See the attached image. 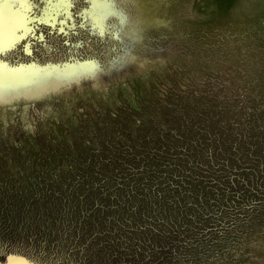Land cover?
Returning <instances> with one entry per match:
<instances>
[{"label":"rangeland","instance_id":"1","mask_svg":"<svg viewBox=\"0 0 264 264\" xmlns=\"http://www.w3.org/2000/svg\"><path fill=\"white\" fill-rule=\"evenodd\" d=\"M3 5L0 264H264V0Z\"/></svg>","mask_w":264,"mask_h":264},{"label":"snow or ice","instance_id":"2","mask_svg":"<svg viewBox=\"0 0 264 264\" xmlns=\"http://www.w3.org/2000/svg\"><path fill=\"white\" fill-rule=\"evenodd\" d=\"M25 0H0V5H3L4 3L16 5L20 3H24ZM42 2L49 7H44L40 10L41 16H55L57 13V10L52 7L53 5H57L61 2V0H42ZM51 8V12H50ZM36 19H39V17H36ZM33 18L31 16H23L22 18L17 15H10L8 23L10 27H14L16 32L23 31L24 29L31 26L33 23ZM42 22V21H41ZM5 18L2 11H0V52H2L3 49V42H2V31L4 28Z\"/></svg>","mask_w":264,"mask_h":264},{"label":"bare ground","instance_id":"3","mask_svg":"<svg viewBox=\"0 0 264 264\" xmlns=\"http://www.w3.org/2000/svg\"><path fill=\"white\" fill-rule=\"evenodd\" d=\"M5 4V3H4ZM4 6V5H3ZM9 7V6H8ZM5 8V7H4ZM16 11V10H15ZM2 12H5V17H7V14H8V10H4V11H2ZM13 12V11H12ZM17 12V11H16ZM17 13H19V12H17ZM20 14V13H19ZM10 16V15H9ZM6 19V18H5ZM7 19H8V17H7ZM16 38V37H15ZM8 39V38H7ZM12 40V39H11Z\"/></svg>","mask_w":264,"mask_h":264},{"label":"trees","instance_id":"4","mask_svg":"<svg viewBox=\"0 0 264 264\" xmlns=\"http://www.w3.org/2000/svg\"><path fill=\"white\" fill-rule=\"evenodd\" d=\"M10 253H12V252H10ZM7 255H8V254H7ZM5 256H6V255H4V257H5ZM4 257L0 258V260L3 259Z\"/></svg>","mask_w":264,"mask_h":264}]
</instances>
